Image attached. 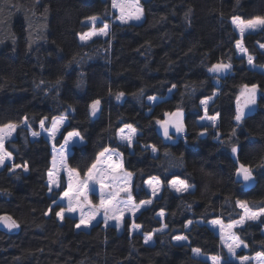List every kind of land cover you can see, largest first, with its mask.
<instances>
[{
  "label": "trees",
  "instance_id": "trees-1",
  "mask_svg": "<svg viewBox=\"0 0 264 264\" xmlns=\"http://www.w3.org/2000/svg\"><path fill=\"white\" fill-rule=\"evenodd\" d=\"M142 5V22L119 24L112 0H0V127L21 125L5 146L13 164L27 165V171H11V165L0 170V217L8 215L19 225L14 232L0 228V264H210L193 249L225 260L227 251L210 227L196 221L236 220L242 215L238 201L264 208V73L237 56L239 37L231 23L233 17H264V0H143ZM92 16L111 24L108 37L81 44L79 35L90 28L85 21ZM258 44H264V27L244 37L255 64L264 66ZM217 63L231 64L226 75L209 71ZM245 85H256L260 93L238 122L237 99ZM216 92L208 113H218L219 122L201 125L200 102ZM153 96L163 99L152 105ZM181 110L183 132L177 142H168L159 124ZM64 114L68 122L56 144L69 132L80 134L83 143L68 156L79 174L113 148L134 175L135 201L151 199L148 178L163 183L161 195L134 220L126 218L122 232L102 223L78 229L77 218L61 222L56 215L66 182L49 193L51 144L44 137L32 139L22 124L38 131L41 121L49 126ZM124 125L139 130L132 148L118 141ZM241 164L251 169V185L238 174ZM175 177L193 190L175 193L169 187ZM189 221L194 223L187 228ZM133 222L141 232L131 231ZM163 224L167 228L154 234V243H145V233ZM263 227L264 217L237 229L248 245L245 254L264 253ZM178 235L189 243H176Z\"/></svg>",
  "mask_w": 264,
  "mask_h": 264
},
{
  "label": "rangeland",
  "instance_id": "rangeland-1",
  "mask_svg": "<svg viewBox=\"0 0 264 264\" xmlns=\"http://www.w3.org/2000/svg\"><path fill=\"white\" fill-rule=\"evenodd\" d=\"M142 1L143 0H139V7H141L143 9ZM129 2H134V0H129ZM113 10L116 13V16L114 18V22L119 23V24L140 23L144 20V10H143V15H142L140 20L132 19V20H129L127 23L122 22L121 19L119 18L121 15L119 8L113 7ZM131 11L134 12L135 9L133 8V9H131ZM241 19H243V18H241ZM232 21H233V19L231 20V23H232V26H233L234 30L236 31V33L239 37V39L235 43L237 56L245 58L247 65L250 68L259 70V71L264 73V66H259V65L255 64L254 57L251 54H249L247 48L244 45V37L247 34L259 32L263 29V27H257L255 29H246L243 36H241L240 30L236 27V25ZM245 21H247V20H245ZM85 23L88 24L90 27L85 33L92 31L93 30L92 22L89 19H87L85 21ZM104 23H107L109 25V28H108V34H109L111 24L109 22L105 21L104 19L100 18V17H97V21L95 24V31L99 32V29L103 27ZM81 35H79V42L81 44H87V43H89V42H91L97 38L105 39L108 37V35H106V36L105 35H96V36H93L90 40H83L82 41L80 39ZM238 42H240V45H241L240 48L237 47ZM258 47L262 51H264V44H258ZM241 49H246V51H242ZM249 56H251L253 58L252 64L248 63V57ZM248 89H251V87H248ZM172 92H173V89H171L169 91L167 97L171 96ZM242 93H244V95H242ZM259 93H260V90H257L256 91V98H257V95ZM217 94H218V92H216L212 97H207V98H204L201 100L200 105L203 109V115L198 120L199 124H201V125H213V126L218 124L219 115L215 121L208 119V117L216 116V115H210L208 113V107L214 101ZM247 96H248L247 89H245V87H242L241 91L239 93L238 99H237V108H238V106L244 105L245 100L247 99ZM153 97L155 99L148 98V101L152 105H154L155 103H157L163 99V97H159V96H153ZM202 101L207 102V112H205V105L202 103ZM238 101H239V105H238ZM251 110H252V104H249L247 107L244 108V115L247 114L248 112H250ZM184 117H185V112L181 110L179 112L177 111L175 113L167 114L166 118L160 122L159 130L163 135H164V128L165 127L168 128V135L167 136L164 135V138L166 141H168V142H177L178 141V138L182 134L183 130L180 132H177L175 125H176V122L179 121L180 123H182L183 129H184ZM61 119L63 122L59 123L57 125L56 129L53 130V121L54 120L60 121ZM43 122H44L43 127H41V124H40L38 131L33 130L26 121L22 124V126L29 128L30 136L32 139L44 137L50 142L53 158H52V162H51V169L49 172L53 173V178L57 180L59 186H57V184H50L49 183V175H48L47 183H48L49 188H51V191H49V193H52L54 190L59 189L63 180L66 182V188L62 192L59 199L57 200V203L62 204L64 209H67V207H68V198L64 197L63 193L65 191H68L69 172L71 171L73 174L72 175V185H73L72 197H73V206L77 207V211H75V212L65 211L64 218L66 216L75 217V218H77L78 224H79L81 212H83L85 218H87L91 212L98 210V213L95 216V219H93L91 221L90 226L86 227L84 225H81V227L78 229H90L91 226H93L94 224H98V223H102L104 226H106L104 223V209L100 207L101 191H103L105 200L108 199L109 194L119 191V196L117 197L118 200L127 202L130 199V201L133 205L138 206V209L134 208L132 211L125 210L122 219L119 221L115 220V219H109L108 220L107 226H115L119 232L123 231L124 222H125L126 218L129 217L132 220H134L135 216L142 209L149 207L152 204L153 200L158 198L161 195L162 190H163V183L159 177L153 176V177L148 178L145 182V188L150 193L151 199L140 201V202L135 201L133 193H132V184H133L134 175L125 169L122 152L118 149H113V148H108L107 152H105V150L102 151V152H104L103 156H100V154H99L97 161L94 163L96 165V168L93 170L94 179L89 181L87 174L82 176L81 174H79L78 171L71 168V166L69 165V162H68V156H69L73 146L74 145H80L83 143V139L80 136V134L78 136L69 137V133H78L77 131L69 132L64 137V140L62 141V143L56 144V140L60 136L63 127L68 122V116L66 114H64L62 116L55 117L54 119H52L49 126H46L45 121H43ZM15 125H17L16 130L14 132H12L11 136H9L5 139L4 149L6 151H7L6 146H5L6 142L8 140L14 138L18 127L21 126L18 124H15ZM128 126L129 125H124L118 130L117 138H118L119 143L127 145L130 148H132L134 143L136 142L137 136L139 134V130L135 126L130 125L131 128H134L136 131L132 135L131 144H129L127 141H122L120 138L121 137V129L124 130L123 131L124 135H129L131 133V129ZM33 132L39 133V135L33 136ZM65 140L68 141L67 144H65ZM152 152L154 154H157V151H153V148H152ZM109 156H111L110 160L108 159ZM12 164H13V156L11 157L10 160H6L5 165L0 167V170L5 168L6 165H12ZM114 168H115V171H113ZM17 169H15V170H17ZM11 171H13V170H11ZM49 172H48V174H49ZM126 173L131 174L130 180H128L126 178V176H125ZM101 177L103 178V182H104V187L102 190H101V185L96 182V178H101ZM174 180L177 181L176 187H173L172 183H171ZM82 181H88V190L86 191V193L84 195H80L77 198L75 195L76 188H77L79 182H82ZM149 181L152 182L151 185L149 184ZM179 181H184V180L179 178V177L173 178L169 182V187L175 193L186 192V191H176L177 187H181V185L179 184ZM184 182L188 187L187 191L193 190V187H191L189 184H187L186 181H184ZM125 185H127L128 189L130 191V197H129V192L120 191V189L123 188ZM246 185H248V184H246ZM153 188H156L157 190L155 192H153ZM77 200H78V202H77ZM145 201H151V203L150 204H143L142 202H145ZM238 202H244V201H238ZM237 204L239 206V203H237ZM121 207L123 208L124 205L121 204ZM239 208L242 210V215L240 216V218L233 220V221L226 222L222 219H217V218L211 219L209 221H203V220H197L196 221L199 224H206L220 237V241L227 251V259L225 260V259L218 257V256L203 254L201 251H200V254H196L193 252V254L195 256L202 258L204 260H207L210 264H213V260H212L213 257L217 258L219 264H224L225 262H236V263H240V264H248V263L264 264V256L257 258L258 253L253 254V255L245 254L246 251L248 250V245L241 239V237L239 236V234L237 232V229L245 226L247 222H250V221L258 222V221H260V219L262 217H264V215L259 216L255 220L246 219L245 218L246 217L245 208H242L240 206H239ZM247 209L252 211V212H259L260 210H262L264 208L259 209V210H254V209L250 208L249 205L247 204ZM160 213L161 212L158 213V216L161 218L162 221H164L165 214H163V216H161ZM109 215L111 216V213H109ZM58 219L61 222L63 221L59 217H58ZM242 219L244 220V223L241 225L239 222ZM217 220L220 221V223H215V224L212 223L213 221H217ZM193 223H194L193 221H191V224L187 223V228H190ZM229 225H232L231 229H229V227H228ZM166 228H167L166 225L163 224L159 229L155 230L154 232L148 233V234L145 233L144 238L146 235L151 234L152 239L148 242V244H153L154 243V234L157 232H161V229H162V231H165ZM130 229L133 233L141 232V226L139 224H136L135 222L132 223ZM263 232H264V227H263ZM178 236H185V235H178ZM222 236H223V239H222ZM232 236L238 237L239 240L242 241L240 247L236 248L234 253L229 252L228 247H227V245L232 242L231 239L229 238ZM174 241L176 243H189L188 239H186L184 241H177L174 239ZM245 256L248 257L247 260L242 259V257H245Z\"/></svg>",
  "mask_w": 264,
  "mask_h": 264
},
{
  "label": "snow or ice",
  "instance_id": "snow-or-ice-1",
  "mask_svg": "<svg viewBox=\"0 0 264 264\" xmlns=\"http://www.w3.org/2000/svg\"><path fill=\"white\" fill-rule=\"evenodd\" d=\"M112 6L114 8H119L120 10V19L122 22L127 23L129 20L135 19V20H140L142 15H143V9L141 7H139V0H134V2H129V0H112ZM135 9V11H131V9ZM93 25V30L89 31L87 33H84L80 36V39L83 40H90L93 36L96 35H108V28L109 25L107 23L103 24V27L99 29V32L95 31V24L97 21V17L96 16H92L88 18ZM236 27L240 30V34L241 36H243L244 32L246 29H255L257 27H264V17H255L253 19L250 20H243L240 17H233V21H232ZM237 47L240 48V42L237 43ZM242 51H246V49H241ZM248 63L252 64L253 63V58L251 56L248 57ZM231 68V64H223V63H217L216 65L212 66L209 71L216 73V72H223L226 69H230ZM57 83H59V81H57ZM245 89H247L248 91V96L247 99L245 100V103L243 106H238L237 108V114L235 116V120L236 121H241L243 116H244V108L247 107L249 104H255L256 103V89L257 86L253 85L251 87V89H248V86L245 85L244 86ZM124 93H120L117 96V99H119L121 96H123ZM242 95H244V93H242ZM150 99H155L154 97H150ZM100 101H94L92 104V108H93V115L95 114V110L97 108V105H99ZM202 103L205 105V112H207V102L206 101H202ZM238 105H239V101H238ZM218 113L216 114V116H211L208 117L209 120L215 121L218 117ZM62 119L60 121H53V130L56 129L57 125L59 123H62ZM44 122L41 121V127H43ZM17 125L15 124H6L2 127H0V167L5 165L6 160H10L12 157V154L10 152H7L4 149V143H5V139L9 136H11L12 132H14L16 130ZM131 129V133L129 135H124L123 134V129H121V140L122 141H127L129 144H131L132 142V135L135 133V129L131 128V126H128ZM176 131L180 132L183 130V125L182 123H180L179 121L176 122L175 125ZM39 135V133L33 132V136H37ZM79 133H69V137L71 136H78ZM164 135L167 136L168 135V128L165 127L164 128ZM68 141L65 140V144H67ZM108 149H105V152H107ZM153 151H156L155 148H153ZM231 151L233 153L237 152V148L235 146L232 147ZM104 152L100 153V156H103ZM108 159H111V156L108 157ZM23 167L24 171H27V165H19V164H12L11 165V170L15 171V169ZM96 168V165L93 164L92 167L88 170V180L91 181L94 179V172L93 170ZM113 171H115V168L113 169ZM239 173H243V179L245 181L249 180L251 178V169L249 167H246L245 165L241 164L239 166V170H238V174ZM49 183L50 184H57L58 182L56 179L53 178V173L49 172ZM72 172H69V183H68V191H65L63 193L64 197L68 198V207L67 209L61 208V210L59 212L56 213V215L63 220L64 219V213L65 211L68 212H75L77 211V207L73 206V197H72V193H73V185H72ZM78 175V174H77ZM126 178L128 180H130L131 178V174L130 173H126L125 174ZM96 182L99 183L101 185V190L104 187V182H103V178H96ZM172 186L176 187L177 181H172ZM149 184L151 185L152 182L149 181ZM179 184L181 185V187H177L176 191H187L188 187L185 184L184 181H179ZM88 190V181H82L79 182L77 188H76V192L75 195L78 198L80 195H84L86 193V191ZM157 189L153 188V192H155ZM49 191H51V188H49ZM120 191H125V192H129V197H130V191L127 187V185H125L123 188L120 189ZM119 196V191L115 192V193H111L109 194V197L107 200H105L104 198V194L103 191H101V199H100V207L104 209V223L107 226V222L109 219H115V220H121L125 210L127 211H132L134 208L138 209V206L133 205L129 199V201L125 202V201H120L117 199V197ZM78 202V200H77ZM143 204H150L151 201H145L142 202ZM239 206L242 208H245L246 210V219H250V220H255L257 219L259 216L264 215V209L260 210L259 212H252L250 210L247 209V204L245 202H238ZM121 204L124 205V207H121ZM49 211H51V209H49ZM98 210L97 211H93L91 212L87 218H85L83 212H81V216H80V223L76 225L77 228H80L81 225L84 226H90L91 221L93 219H95V216L97 215ZM109 213H111V216L109 215ZM163 212L160 213L161 216H163ZM0 220H4L7 222V227L9 229L12 228H18L19 225L12 220L11 217H0ZM189 224H191V221L188 222ZM212 223H220V221H213ZM241 225L244 223V220L242 219L239 222ZM229 229L232 228V225L228 226ZM162 231V229H161ZM231 239V243H229L227 245L229 252L234 253L235 249L240 247L242 241L239 240L238 237L232 236L229 237ZM152 239V235H146L145 236V243H148L150 240ZM175 240L177 241H184L187 239V237L185 236H176L174 237ZM223 239V236H222ZM246 246V245H245ZM193 252L196 254H200V249L196 248L193 249ZM264 256V253H258L257 254V258ZM243 260H247L248 257H242ZM213 260V264H219L218 260L216 257L212 258Z\"/></svg>",
  "mask_w": 264,
  "mask_h": 264
},
{
  "label": "water",
  "instance_id": "water-1",
  "mask_svg": "<svg viewBox=\"0 0 264 264\" xmlns=\"http://www.w3.org/2000/svg\"><path fill=\"white\" fill-rule=\"evenodd\" d=\"M227 73H228V69H226V70L223 71V72H216V73H214V74L217 75V76H224V75H226ZM98 109H99V105H97V108H96L95 111L98 112ZM253 182H254V179H251V178H250L249 180H247V183H248L249 185H251ZM1 217H10V216H8V215H3V216H1ZM12 220H13V219H12ZM0 228H1V229H4V230H6V231H9V232H14V231H16V230L19 229V227H18V228H12V229H9V228L7 227V222L4 221V220H0Z\"/></svg>",
  "mask_w": 264,
  "mask_h": 264
},
{
  "label": "flooded vegetation",
  "instance_id": "flooded-vegetation-1",
  "mask_svg": "<svg viewBox=\"0 0 264 264\" xmlns=\"http://www.w3.org/2000/svg\"><path fill=\"white\" fill-rule=\"evenodd\" d=\"M254 107V104H252V108Z\"/></svg>",
  "mask_w": 264,
  "mask_h": 264
}]
</instances>
